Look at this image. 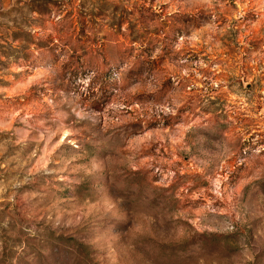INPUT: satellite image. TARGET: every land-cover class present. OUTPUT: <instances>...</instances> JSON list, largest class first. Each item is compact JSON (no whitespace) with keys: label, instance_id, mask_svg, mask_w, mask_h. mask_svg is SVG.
<instances>
[{"label":"rangeland","instance_id":"obj_1","mask_svg":"<svg viewBox=\"0 0 264 264\" xmlns=\"http://www.w3.org/2000/svg\"><path fill=\"white\" fill-rule=\"evenodd\" d=\"M0 264H264V0H0Z\"/></svg>","mask_w":264,"mask_h":264}]
</instances>
